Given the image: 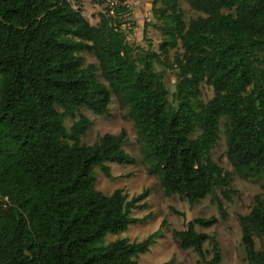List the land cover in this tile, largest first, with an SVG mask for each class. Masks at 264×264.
Wrapping results in <instances>:
<instances>
[{
	"label": "trees",
	"instance_id": "16d2710c",
	"mask_svg": "<svg viewBox=\"0 0 264 264\" xmlns=\"http://www.w3.org/2000/svg\"><path fill=\"white\" fill-rule=\"evenodd\" d=\"M184 1L202 16L185 23L179 0L154 1L164 36L155 52L128 43L122 0L109 2L98 25L75 9L77 0H0V264H138L161 236L104 243L107 234L144 221L131 213L146 207L149 190L128 198L121 189L104 195L95 187V166L109 178L104 163L136 161L124 150L125 130L81 142L93 121L79 110L106 116L111 102L96 66H82V51L93 53L127 106L148 173L165 196L190 206L209 196L226 217L222 201L232 202L237 191L211 155L222 118L229 164L243 178L264 177V0ZM178 48L169 62V50ZM157 67L175 69L173 93ZM202 83L213 91L207 101L200 99ZM65 118L73 120L69 129ZM218 220L193 219L172 238L202 262L209 244L206 262L220 264L215 235L196 230ZM238 223L244 264H264L262 196Z\"/></svg>",
	"mask_w": 264,
	"mask_h": 264
},
{
	"label": "rangeland",
	"instance_id": "374dc122",
	"mask_svg": "<svg viewBox=\"0 0 264 264\" xmlns=\"http://www.w3.org/2000/svg\"><path fill=\"white\" fill-rule=\"evenodd\" d=\"M111 1L115 0H77V2L73 3L75 9H79L83 17L91 25H98L100 15L105 13ZM154 1L122 0L121 5H124L129 10L128 22L123 24L122 28L126 32L127 41L130 45L159 52L158 48L164 36L156 28L158 20L153 15ZM179 5L185 23L192 18L202 16L199 12L192 10L184 0H179ZM159 6L160 4L157 3L156 7ZM180 52L181 49L179 48L169 50L168 61L172 62L175 54ZM79 56L83 59V67L88 64L96 66L95 74L97 80L104 83L111 92L108 115L97 116L86 108L79 110L80 114L93 121V126L81 138V142L91 145L105 133L118 134L121 130H125L127 142L124 145V150L136 161L133 165L104 163L105 166L110 167L111 177L109 178L102 173L100 166H95L93 172L96 179V189L104 195H110L113 191L121 189L128 195V198L137 196L146 189L149 190V195L145 199L146 207L135 209L131 213L132 217L143 218L144 221L130 225L125 232H120L116 235L107 234L104 238V243L123 238H127L131 242H141L155 231H160L161 236L150 246L149 251L138 256V264H163L166 262H170V264H208L206 261L211 258V247L209 244L204 245L206 261L202 262L191 249L180 248L178 242L172 238L171 233L173 230H183L186 224L193 219L215 216L219 219L215 225L208 228L197 226V232L215 235L222 254L220 264H244L245 255L241 244L238 216L249 212L255 195H260L264 198V177L243 178L229 164L226 158L224 118L219 122L218 140L211 151V155L214 162L224 171L232 174V186L237 191V195L233 197L230 203L225 200L222 201L226 209V217L221 218L216 206L211 204L209 196L190 206L185 199L177 195L165 196L163 194L159 178L148 173L149 163L144 159L141 151V141L137 129L127 115V106L117 99L108 83L101 76L98 62L93 53L91 51H82L79 52ZM157 70L164 71L163 82L170 93H173L177 80L175 69L157 67ZM200 91V99L203 101H207L213 96L212 88L206 83H202ZM77 117L78 113L76 119ZM72 122V119L65 118V128L69 129ZM255 246L257 249L261 247L258 240H255Z\"/></svg>",
	"mask_w": 264,
	"mask_h": 264
}]
</instances>
